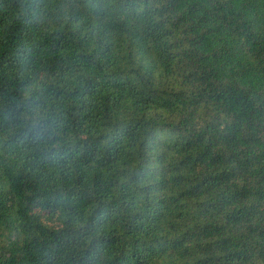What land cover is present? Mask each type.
Listing matches in <instances>:
<instances>
[{
  "label": "trees",
  "instance_id": "1",
  "mask_svg": "<svg viewBox=\"0 0 264 264\" xmlns=\"http://www.w3.org/2000/svg\"><path fill=\"white\" fill-rule=\"evenodd\" d=\"M0 264H264V0H0Z\"/></svg>",
  "mask_w": 264,
  "mask_h": 264
}]
</instances>
